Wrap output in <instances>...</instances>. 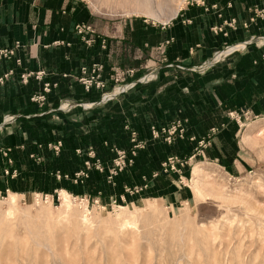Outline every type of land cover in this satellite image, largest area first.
Wrapping results in <instances>:
<instances>
[{"label": "crops", "instance_id": "obj_1", "mask_svg": "<svg viewBox=\"0 0 264 264\" xmlns=\"http://www.w3.org/2000/svg\"><path fill=\"white\" fill-rule=\"evenodd\" d=\"M79 23L94 27V43L78 34ZM3 48L13 51L0 60V186L7 191L66 190L57 171L106 161L105 153L128 146L131 131L148 137L153 122L192 124L201 101L214 104L215 89L227 81L229 97L247 94L241 104L264 98V0H190L160 24L104 21L85 0H0ZM94 64L103 66L107 87L88 91L82 68ZM115 70H133L124 82L133 87L105 101ZM7 115L14 121L5 123Z\"/></svg>", "mask_w": 264, "mask_h": 264}, {"label": "rangeland", "instance_id": "obj_2", "mask_svg": "<svg viewBox=\"0 0 264 264\" xmlns=\"http://www.w3.org/2000/svg\"><path fill=\"white\" fill-rule=\"evenodd\" d=\"M85 1L104 21L160 24L190 0ZM226 84L214 104L201 101L192 124L156 121L145 138L133 130L144 144L136 155L131 131L119 150L133 163L112 179L119 150L105 153L100 193L87 184L100 177L86 164L76 170L88 174L84 186L66 179L67 191L20 193L1 184L0 264H264V98L241 104L245 91L229 97ZM177 124L183 137L172 143L152 134L153 125Z\"/></svg>", "mask_w": 264, "mask_h": 264}, {"label": "built area", "instance_id": "obj_3", "mask_svg": "<svg viewBox=\"0 0 264 264\" xmlns=\"http://www.w3.org/2000/svg\"><path fill=\"white\" fill-rule=\"evenodd\" d=\"M199 1V0H196ZM235 23V19H232L231 24ZM221 30V28L219 29ZM76 31L78 32V34H80L83 38V40L87 43V44H92L96 41V36H92L95 34V29L92 25L87 24V23H79L76 25ZM101 46L105 47L106 46V42L104 40H101ZM246 46L245 43L239 44V45H233L228 47L227 49L230 50L228 52V54H231L235 51L238 50H242L244 49ZM13 51L10 49H0V60L3 56H6L8 54H12ZM102 71H103V66L101 64H94L92 66V68H88V67H83L82 68V73L83 75L81 76L80 80L82 82V84L85 86L86 90L90 91L93 88H97V89H105L107 87V82L103 79L102 77ZM133 70H127L126 72H120L118 70L113 71V73L111 74L110 78L111 80L114 82V86L112 87V89L109 92H105L103 94V100L108 101L112 98H114V96L121 94L125 91H128L130 88L133 87V84L131 83H124L125 82V77L127 74L132 73ZM5 79L4 76L0 77V82H2ZM108 95V96H106ZM45 99L44 95H39L37 96L36 100L38 101H43ZM63 106V104H62ZM14 121V117L7 115L5 118V123H10ZM181 125L177 124L174 125L172 127V129H167L165 127H162L161 129L157 128L156 126H152V134L154 137H160L161 134H166V141L168 143H172L173 141H175L178 137H183V135L181 134V132L183 131L182 128H180ZM176 131H178V136L175 135ZM180 132V133H179ZM131 141L133 142V146L131 149V153L133 155H136V151L138 150V147H144L143 145L141 146L140 144H137V133L135 131L132 132V137H131ZM61 143L58 142L57 144H53L51 145V147L54 149L55 152H59L60 148H61ZM131 155V154H130ZM126 150H119L118 151V156L117 158L114 160L113 162V166L111 168L110 171V176L109 178L112 179L118 172L122 171L123 166H127L133 163V158L132 157H128L130 156ZM32 157H36V155H32ZM8 162L11 163L12 159L9 158ZM86 167L88 169L90 168H94L100 171H104L103 168V164L100 162L99 159H97L94 162H91L90 160L85 162ZM9 169L6 170V173H9ZM88 176V174L84 173V171L78 172L76 173V177L74 178L75 182H83V178L82 175ZM157 173L154 174V176H156ZM56 176L58 178H62L64 177L65 179H71L69 175L65 174L63 175L60 171L56 172Z\"/></svg>", "mask_w": 264, "mask_h": 264}, {"label": "trees", "instance_id": "obj_4", "mask_svg": "<svg viewBox=\"0 0 264 264\" xmlns=\"http://www.w3.org/2000/svg\"><path fill=\"white\" fill-rule=\"evenodd\" d=\"M91 161H93L94 162V160L92 159ZM84 164H85V161H84ZM85 169V168H84ZM95 173H97V175H98V177H100V179L99 178H96V180H94V183H91L90 182V179L89 180H87V184L89 185V187H96V188H98L99 187V185H101L102 184V179H103V177L105 178V176H104V173H101L99 170H97V169H95V171H94ZM61 173L63 174V175H65V174H67V175H69L70 176V178H71V180L72 181H74V178H75V173L76 172H72V174L70 173V172H64V171H61ZM62 179H64V180H66L64 177H62ZM80 183H77L76 184V187H78V186H84L83 185V183L81 182V181H79ZM91 183V184H90ZM101 188L99 187V191L97 192V193H100L101 191ZM73 192V191H72ZM77 193H79V194H82V192H83V190H80V192L79 191H76ZM75 193V192H74ZM76 194V193H75Z\"/></svg>", "mask_w": 264, "mask_h": 264}, {"label": "bare ground", "instance_id": "obj_5", "mask_svg": "<svg viewBox=\"0 0 264 264\" xmlns=\"http://www.w3.org/2000/svg\"><path fill=\"white\" fill-rule=\"evenodd\" d=\"M179 6V5H178ZM178 8V7H177ZM177 13V9L174 11V13H173V16L175 15ZM171 18V17H170ZM231 50V49H230ZM230 50H228L227 52H229ZM106 96H108V95H106ZM64 192V191H63ZM14 195H16V194H14V193H11V196H12V198H14L13 196Z\"/></svg>", "mask_w": 264, "mask_h": 264}]
</instances>
